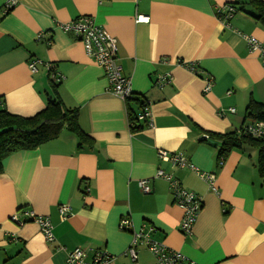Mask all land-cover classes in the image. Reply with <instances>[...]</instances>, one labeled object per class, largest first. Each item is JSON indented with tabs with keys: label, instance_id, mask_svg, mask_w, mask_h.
<instances>
[{
	"label": "crops",
	"instance_id": "0c3cea01",
	"mask_svg": "<svg viewBox=\"0 0 264 264\" xmlns=\"http://www.w3.org/2000/svg\"><path fill=\"white\" fill-rule=\"evenodd\" d=\"M7 1L0 0V111L31 117L59 100L77 110L93 147L78 149L64 130L2 161L0 264H66L76 248L87 258L100 250L113 256V264H129L131 235L120 230L123 218L134 229L153 226L155 241L195 264H264V175L257 150L242 145L219 166L220 144L207 140L252 122L245 119L251 100L264 105V67L242 38L264 45V29L240 12L227 24L216 15L237 0H15L4 13ZM136 14L148 22L136 24ZM79 16L92 17L116 40L123 75L149 105V127L130 132L126 102L107 91L102 70L59 28ZM33 60L41 62L34 73L28 68ZM178 62L194 64L197 74ZM161 76L170 81L158 87ZM205 78L212 80L206 94ZM160 150L181 153L200 172L213 173L216 191L195 172L159 160ZM159 169L201 199L190 236L179 229L183 212L168 183L154 177ZM140 180H149L150 194L140 192ZM61 205L70 209L65 218ZM22 211L46 217L53 240L46 241L34 222H13ZM138 263L155 260L140 247Z\"/></svg>",
	"mask_w": 264,
	"mask_h": 264
},
{
	"label": "built area",
	"instance_id": "2783aa9c",
	"mask_svg": "<svg viewBox=\"0 0 264 264\" xmlns=\"http://www.w3.org/2000/svg\"><path fill=\"white\" fill-rule=\"evenodd\" d=\"M15 3V0H8L2 9L3 12H8ZM234 14L235 10L228 4L222 6L216 12L217 17L224 22V24H227ZM134 22L136 24L147 23L148 17L136 14ZM59 28L64 33L72 34L81 43L85 55L102 70L103 76L107 81V91L110 94L123 102H129L137 97L132 90L130 78L123 75L122 67L119 64L117 56L116 40L104 29L96 25L92 17L79 16L74 20L61 24ZM242 38L246 41L249 53L255 54L264 67V45L253 38L245 36H242ZM178 63L191 73L197 74L194 64ZM38 64H41L38 60L31 61L28 64L30 72L34 73ZM51 76L54 80L56 79L53 73ZM169 81V76H161L154 84L161 87ZM211 86L212 80L210 78H205L203 92L205 94L208 93ZM229 112L233 113L234 109H229ZM135 116L137 122L143 123L144 126L149 127L151 125V113L146 101H144L143 107L136 111ZM242 134L255 139H263L264 121L256 120L250 122L242 128ZM157 155L159 160L168 163L172 169H187L195 172L200 180L208 184L210 190L216 191L214 187L215 175L213 173L200 172L183 154L169 153L160 150ZM222 162V160H218L219 166ZM154 177L163 179L168 183L174 204L183 212L179 229L185 236H190L194 223L202 208L201 199L192 192L184 190L170 173H165L163 170L159 169L154 174ZM138 187L140 192L144 195L151 193L149 180H140L138 182ZM88 192L89 188L85 187L83 193L87 194ZM69 211L70 209L68 206L61 205L58 207V212L63 218L68 216ZM17 215L16 213L12 216L11 219L13 222L19 225L29 221L34 222L39 226L46 241L51 242L53 240L52 227L46 217L35 216L30 211L21 213L22 219H19ZM119 227L120 230L128 231L131 235L130 244L125 252V255L130 260L129 264H139L138 248L140 247H143L152 255L155 264H195L180 252L170 250L163 244L155 241L152 238L155 229L151 225L142 224L139 228L134 229L130 221L127 218H123L120 220ZM113 260L114 258L112 255L100 250L95 251L90 258H87L85 252L80 248L74 249L66 256V264H113Z\"/></svg>",
	"mask_w": 264,
	"mask_h": 264
},
{
	"label": "trees",
	"instance_id": "16d2710c",
	"mask_svg": "<svg viewBox=\"0 0 264 264\" xmlns=\"http://www.w3.org/2000/svg\"><path fill=\"white\" fill-rule=\"evenodd\" d=\"M235 13H243L259 24L264 29V2L262 0H237L233 4ZM56 93V87L52 85ZM144 105L139 97L126 102L127 120L130 132H135L144 127L137 122L136 109ZM129 110V111H128ZM138 111V110H137ZM245 119L252 121H264V105L250 101L245 109ZM72 134L78 141V149L84 146L91 149L93 142L82 132L78 125V112L76 109L68 110L59 100L49 101L47 105L31 117H20L0 111V174L2 173V161L9 155L38 148L40 145L58 138L62 131ZM207 140L218 142V160H224L233 149L248 145L257 150V166L260 175H264V138L255 139L238 132L227 134H209ZM22 211L20 213H23Z\"/></svg>",
	"mask_w": 264,
	"mask_h": 264
},
{
	"label": "bare ground",
	"instance_id": "6f19581e",
	"mask_svg": "<svg viewBox=\"0 0 264 264\" xmlns=\"http://www.w3.org/2000/svg\"><path fill=\"white\" fill-rule=\"evenodd\" d=\"M129 111V110H128Z\"/></svg>",
	"mask_w": 264,
	"mask_h": 264
}]
</instances>
